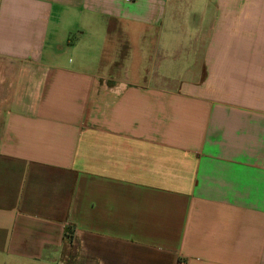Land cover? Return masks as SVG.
<instances>
[{
	"label": "crops",
	"instance_id": "crops-1",
	"mask_svg": "<svg viewBox=\"0 0 264 264\" xmlns=\"http://www.w3.org/2000/svg\"><path fill=\"white\" fill-rule=\"evenodd\" d=\"M185 1L0 0V264H264V0Z\"/></svg>",
	"mask_w": 264,
	"mask_h": 264
},
{
	"label": "rangeland",
	"instance_id": "rangeland-1",
	"mask_svg": "<svg viewBox=\"0 0 264 264\" xmlns=\"http://www.w3.org/2000/svg\"><path fill=\"white\" fill-rule=\"evenodd\" d=\"M186 1H187V8H188L189 2H188V0H186ZM205 2L208 4V8L205 10L208 12V16H207L208 19H207L206 23H204V25H207L211 19L213 12H214V4H210V2L207 0H192V4H193L194 8H196V9L202 8ZM188 20H190V22L193 21V23L195 24L198 19H195L194 15L193 16L189 15L187 17V21Z\"/></svg>",
	"mask_w": 264,
	"mask_h": 264
}]
</instances>
